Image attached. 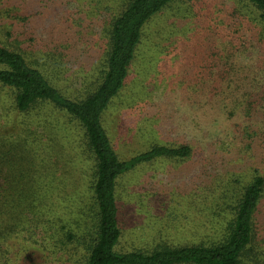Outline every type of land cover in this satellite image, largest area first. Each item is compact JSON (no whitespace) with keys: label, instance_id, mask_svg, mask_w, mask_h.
<instances>
[{"label":"rangeland","instance_id":"rangeland-1","mask_svg":"<svg viewBox=\"0 0 264 264\" xmlns=\"http://www.w3.org/2000/svg\"><path fill=\"white\" fill-rule=\"evenodd\" d=\"M115 5L116 0H0V42L22 36L25 51L38 59L41 53L63 52L61 66L46 60L41 70L74 97L99 72L106 49L101 31ZM257 93L264 95V16L249 4L179 0L143 27L124 87L101 124L120 160L154 145L187 144L191 154L161 156L117 179L116 251L148 252L159 244L198 245L217 237L240 192V178L232 175L249 169L236 128L245 118L232 109L238 102L251 103ZM12 110L10 94L0 90V182L5 184L0 264H82L85 240L64 241L68 232L92 226L94 163L84 144L75 143L73 127L58 117L56 123L65 126L54 123L44 138L14 147L19 124L33 129L41 123ZM253 116L264 133V100ZM79 212L85 221L77 218ZM256 225L253 245L260 261L242 264H264V200Z\"/></svg>","mask_w":264,"mask_h":264},{"label":"trees","instance_id":"trees-1","mask_svg":"<svg viewBox=\"0 0 264 264\" xmlns=\"http://www.w3.org/2000/svg\"><path fill=\"white\" fill-rule=\"evenodd\" d=\"M176 1L179 0H116L101 31L106 49L100 59L99 72L95 80L74 97L62 93L41 70L46 60L61 66L63 52L55 53L53 57L41 53L38 59L25 51L22 36L15 37L9 44L0 42V90L10 94L11 108L17 117L34 115L41 123L33 125V129L26 123L19 124L13 134H16V140L13 139L11 144L19 149L32 138L36 141L44 138L53 131L50 127L58 117L73 127L77 133L75 143L78 146L84 144L82 150L94 163L89 182L92 226L78 230V233L68 232L64 241L65 244H79L85 240L82 264H242L245 259L251 263L260 261L253 245L259 207L264 200V151H260L264 149V133L259 131L258 117L253 116L254 107L264 100L260 93L251 98V103L247 100L243 104L238 102L236 109L232 107L233 112L230 111L233 114L241 111L245 118L242 126L237 124L236 128H241L238 139L246 153L244 164L249 169L246 170L248 174L232 175L240 178L237 181L240 192L227 207L229 216L222 218L217 237L210 243L198 245L170 247L159 244L148 252L116 251L121 236L115 193L117 179L135 166L161 156L187 158L191 154L187 144L154 145L127 160H120L101 124L104 111L124 87L128 69L141 43L143 27ZM240 1L264 16V0ZM253 121L258 122L254 124ZM2 171L0 166V174ZM4 185L0 182V196ZM77 218L85 221L82 212Z\"/></svg>","mask_w":264,"mask_h":264}]
</instances>
